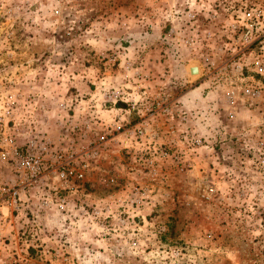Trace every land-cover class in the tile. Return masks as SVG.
I'll use <instances>...</instances> for the list:
<instances>
[{"label": "rangeland", "instance_id": "rangeland-1", "mask_svg": "<svg viewBox=\"0 0 264 264\" xmlns=\"http://www.w3.org/2000/svg\"><path fill=\"white\" fill-rule=\"evenodd\" d=\"M258 67L264 0H0V122L88 164L0 199V264H264Z\"/></svg>", "mask_w": 264, "mask_h": 264}, {"label": "built area", "instance_id": "built-area-1", "mask_svg": "<svg viewBox=\"0 0 264 264\" xmlns=\"http://www.w3.org/2000/svg\"><path fill=\"white\" fill-rule=\"evenodd\" d=\"M257 70L262 74L264 68L258 67ZM6 130L0 122V158L5 160L13 174L6 189L2 190L6 200L4 197L0 199L16 205L20 192L34 185H44L57 191V206L63 210L67 204L62 192L72 190L75 194L79 190L75 183L82 178L88 164L84 163L79 168V157L72 150L57 148L43 137L33 136L19 147Z\"/></svg>", "mask_w": 264, "mask_h": 264}, {"label": "water", "instance_id": "water-1", "mask_svg": "<svg viewBox=\"0 0 264 264\" xmlns=\"http://www.w3.org/2000/svg\"><path fill=\"white\" fill-rule=\"evenodd\" d=\"M195 71H196V70H195L194 67H192V68L189 69V73H190L191 75H192Z\"/></svg>", "mask_w": 264, "mask_h": 264}, {"label": "bare ground", "instance_id": "bare-ground-1", "mask_svg": "<svg viewBox=\"0 0 264 264\" xmlns=\"http://www.w3.org/2000/svg\"><path fill=\"white\" fill-rule=\"evenodd\" d=\"M195 70H196V71H195L194 73H196V72H197V69H196V68H195Z\"/></svg>", "mask_w": 264, "mask_h": 264}]
</instances>
